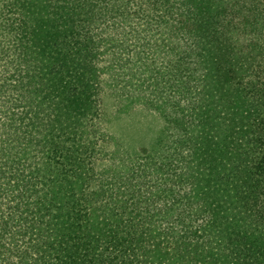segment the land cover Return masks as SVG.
<instances>
[{
    "label": "trees",
    "instance_id": "trees-1",
    "mask_svg": "<svg viewBox=\"0 0 264 264\" xmlns=\"http://www.w3.org/2000/svg\"><path fill=\"white\" fill-rule=\"evenodd\" d=\"M245 1L0 0V264H264ZM137 105L164 127L135 153L107 124Z\"/></svg>",
    "mask_w": 264,
    "mask_h": 264
},
{
    "label": "rangeland",
    "instance_id": "rangeland-1",
    "mask_svg": "<svg viewBox=\"0 0 264 264\" xmlns=\"http://www.w3.org/2000/svg\"><path fill=\"white\" fill-rule=\"evenodd\" d=\"M250 1L246 0L242 4L243 8L249 7L252 3ZM242 14L247 16L246 10ZM244 15L242 17H245ZM109 110H113L114 112V109ZM109 110L107 109L110 113ZM163 127L164 122L160 115L139 105L132 107L127 113L113 117L107 124L110 132L115 134L120 140L123 139L126 145L130 144L132 151L135 153L140 152L141 149H147L154 136Z\"/></svg>",
    "mask_w": 264,
    "mask_h": 264
}]
</instances>
